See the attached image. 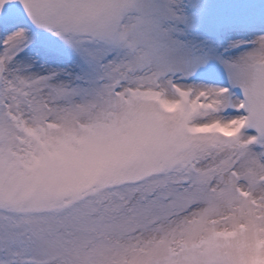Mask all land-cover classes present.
Masks as SVG:
<instances>
[{"label":"snow or ice","instance_id":"snow-or-ice-1","mask_svg":"<svg viewBox=\"0 0 264 264\" xmlns=\"http://www.w3.org/2000/svg\"><path fill=\"white\" fill-rule=\"evenodd\" d=\"M0 264H264V0H0Z\"/></svg>","mask_w":264,"mask_h":264}]
</instances>
